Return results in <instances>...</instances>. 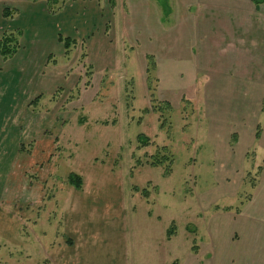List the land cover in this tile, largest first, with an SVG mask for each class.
Here are the masks:
<instances>
[{"label": "rangeland", "instance_id": "obj_1", "mask_svg": "<svg viewBox=\"0 0 264 264\" xmlns=\"http://www.w3.org/2000/svg\"><path fill=\"white\" fill-rule=\"evenodd\" d=\"M0 1L13 10L22 0ZM227 7L254 14V6ZM175 14L182 17L181 8ZM258 14L264 16V5ZM195 15L186 13L191 21ZM163 24L171 36L182 27ZM261 33L213 26L206 49L182 60L167 53L145 73L139 64L145 45L137 60L125 50L119 65L95 74L83 48L72 45L74 88L40 100L47 116L57 111L56 128L63 126L54 138H44L54 127L27 130L36 141L18 153L9 174L10 197L0 204V264H215L217 254L225 264H241L245 238L258 236L256 226L264 223V174L247 203L264 157ZM248 77L253 82L242 93ZM222 112L237 114L232 127ZM251 147L256 152L246 153ZM234 232L242 243L236 255L225 243Z\"/></svg>", "mask_w": 264, "mask_h": 264}, {"label": "crops", "instance_id": "obj_2", "mask_svg": "<svg viewBox=\"0 0 264 264\" xmlns=\"http://www.w3.org/2000/svg\"><path fill=\"white\" fill-rule=\"evenodd\" d=\"M254 1L255 4L252 3L253 1L246 2V0H166V2H160V0H67L55 12H49L45 0H22L13 10L0 1V37L3 34L12 33L17 42L12 55L4 59L0 56V204H4V196L9 200L10 192L7 182L18 153L25 148V145H31L36 141L27 133V130L35 135L37 128L40 132H45L49 127H54L55 129L51 130L52 135L44 137L54 138L63 126L64 121L56 128L57 111L54 110L53 118L47 116L48 113L41 111L40 100H52L59 90L70 91L74 88L75 79L71 63L73 54H71V47L65 46L64 39L73 40L74 46L83 48L82 56L84 55L87 67L93 69L94 74L119 65L126 51H130V54L133 52L137 60L140 46L145 45L149 48L141 51L143 57L139 58L140 71L145 73L147 57H152L154 64H161L167 53H171L170 57L174 56L182 60L192 57L196 48L206 49L208 30L211 31L213 26L221 31L232 27L241 29L242 26L247 33L256 30L264 31L260 23L264 22V16L258 14L264 5V0ZM164 4L167 5L164 6ZM229 5H246L248 9L254 6V14L232 10L227 7ZM176 7L181 8L182 17L175 14ZM5 9L8 12H5ZM188 10L195 11L193 21L195 19L196 33H191L187 29L188 23H193L186 16ZM242 15L244 16L239 19ZM253 15L255 18L250 21ZM175 16H178V19ZM163 21L166 24L182 23V27L176 35L171 36L165 31L166 26ZM201 32H207V35L202 34L203 37L200 38ZM250 36L251 34H247L248 39ZM256 36L257 43L263 44L260 51H264V34ZM241 43L243 44L237 47L239 51L245 50V42L241 41ZM123 50L124 52L121 53ZM257 51L255 49L252 52ZM244 65L245 62L243 67ZM212 79L214 78L211 77L206 84L212 85L214 83ZM219 81V84L222 83V80ZM252 82L248 77L240 84L246 86L244 90L238 87L239 90L246 93ZM220 87L219 85L218 90ZM229 94L231 99L235 98L234 93ZM208 107L210 108V104ZM255 111L259 112L256 107ZM36 114L37 117L32 119ZM222 115L225 120L230 119L229 127H232V119L237 114L222 112ZM43 116H47L44 121ZM253 147L246 149V153L250 149L255 150ZM258 149L263 151L264 146H259ZM258 166L260 172L257 188L247 203L255 199L258 191L262 174H264V157ZM260 200L262 202L260 205L264 207V192ZM243 211L242 209L239 214ZM246 226L249 229L252 224L246 223ZM256 228L258 236L245 238L246 245L241 250L243 254L241 264H258L261 255L260 245L264 252V236H260L264 232V223L258 224ZM242 239L244 240V237ZM225 243L234 245L231 249H227L234 255L239 252L237 246L242 244L236 232L226 237ZM218 249L219 247L216 248V253ZM245 253L251 254L252 259L246 261ZM216 257L215 264H225L222 254L220 257L217 254Z\"/></svg>", "mask_w": 264, "mask_h": 264}, {"label": "trees", "instance_id": "obj_3", "mask_svg": "<svg viewBox=\"0 0 264 264\" xmlns=\"http://www.w3.org/2000/svg\"><path fill=\"white\" fill-rule=\"evenodd\" d=\"M65 1L66 0H46L49 12L57 11ZM5 12H8V10L5 9ZM10 12L11 11L9 10V13ZM64 44L66 47H71L72 45H74L73 40H70L68 38L64 39ZM16 46H17V42H16L15 38L12 36V33L1 35V37H0V56L3 59L9 57L15 51ZM147 60L149 63V65H147V70H153V68H154L153 58L147 57ZM258 134H260V130L257 127L256 133H255L256 137L258 136ZM147 139L148 138H143V142ZM70 179H72L74 181H75V179H77L80 182L81 178L76 174H70ZM79 184H78V186H79ZM170 234H171V232H170Z\"/></svg>", "mask_w": 264, "mask_h": 264}]
</instances>
